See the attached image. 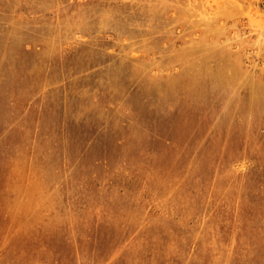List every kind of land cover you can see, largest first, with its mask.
I'll use <instances>...</instances> for the list:
<instances>
[{
  "label": "rangeland",
  "instance_id": "obj_1",
  "mask_svg": "<svg viewBox=\"0 0 264 264\" xmlns=\"http://www.w3.org/2000/svg\"><path fill=\"white\" fill-rule=\"evenodd\" d=\"M0 264H264V0H0Z\"/></svg>",
  "mask_w": 264,
  "mask_h": 264
},
{
  "label": "bare ground",
  "instance_id": "obj_2",
  "mask_svg": "<svg viewBox=\"0 0 264 264\" xmlns=\"http://www.w3.org/2000/svg\"><path fill=\"white\" fill-rule=\"evenodd\" d=\"M114 65V64H113ZM142 74V73H141ZM26 157V156H25ZM62 162V161H61ZM57 165V164H56ZM69 169V168H68ZM55 175V174H54ZM38 178V177H37ZM52 179V178H51ZM54 179V178H53ZM55 182V181H54ZM49 192V191H48ZM55 194V193H54ZM62 207V206H61ZM60 211V210H59ZM35 216V215H34Z\"/></svg>",
  "mask_w": 264,
  "mask_h": 264
}]
</instances>
